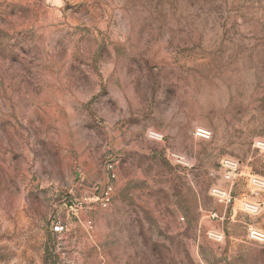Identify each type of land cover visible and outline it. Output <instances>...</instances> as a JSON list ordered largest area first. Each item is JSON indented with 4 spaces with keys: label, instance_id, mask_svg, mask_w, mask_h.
I'll return each instance as SVG.
<instances>
[{
    "label": "rangeland",
    "instance_id": "1",
    "mask_svg": "<svg viewBox=\"0 0 264 264\" xmlns=\"http://www.w3.org/2000/svg\"><path fill=\"white\" fill-rule=\"evenodd\" d=\"M259 141L264 0H0V264H264ZM107 163L92 237L54 234Z\"/></svg>",
    "mask_w": 264,
    "mask_h": 264
},
{
    "label": "built area",
    "instance_id": "2",
    "mask_svg": "<svg viewBox=\"0 0 264 264\" xmlns=\"http://www.w3.org/2000/svg\"><path fill=\"white\" fill-rule=\"evenodd\" d=\"M194 136L200 139H209L211 131L204 127H196L194 129ZM258 146L264 148V141H259ZM221 174L222 178L226 182H231L233 178L241 173V166L237 161L224 158L221 160ZM105 170L107 173V181L103 184L94 186L89 194H82L79 197L74 198L67 206L64 204V212L62 213L59 209L56 212L55 221L51 226V230L56 235L67 233L71 230L72 224H77L82 227L89 238L92 237V226L93 222L89 214L95 210H106L111 206L113 199V180L115 174L113 170V164H105ZM249 184L256 187H262L263 179L248 175ZM229 189H223L217 186L210 188L211 195L215 198L218 204L226 205L231 200ZM244 206L248 210H255V206L244 202ZM212 218L218 217L216 212L211 214ZM248 236L257 241H264V232L248 228ZM219 238V237H218Z\"/></svg>",
    "mask_w": 264,
    "mask_h": 264
},
{
    "label": "crops",
    "instance_id": "3",
    "mask_svg": "<svg viewBox=\"0 0 264 264\" xmlns=\"http://www.w3.org/2000/svg\"><path fill=\"white\" fill-rule=\"evenodd\" d=\"M59 210L63 213L64 212V208L60 207ZM93 214V211L89 214V217H91V215Z\"/></svg>",
    "mask_w": 264,
    "mask_h": 264
}]
</instances>
